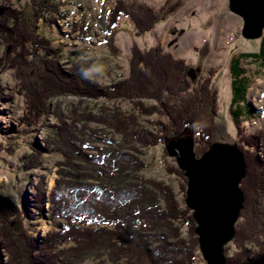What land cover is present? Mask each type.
Returning <instances> with one entry per match:
<instances>
[{
    "label": "trees",
    "instance_id": "1",
    "mask_svg": "<svg viewBox=\"0 0 264 264\" xmlns=\"http://www.w3.org/2000/svg\"><path fill=\"white\" fill-rule=\"evenodd\" d=\"M162 10L150 8L141 0H117L109 16L106 39L110 47L122 17L130 19L140 37L153 29ZM58 11L57 4L47 0H31L30 12L0 0V43H6L9 51L0 59V67L5 61L18 68L26 98L21 125L37 127L41 117L49 113V101L69 94L93 100L123 99L132 104L133 111L106 109L100 115L78 114L70 125L52 126L45 147L33 150L26 168L38 167L51 146L64 158L61 178L49 196L43 181L32 194L38 216L45 215L48 203L51 214L64 226L33 237L25 225L30 206L19 208L9 199L1 200L0 264H82L98 254L107 255L110 264H198L192 212L181 205L171 186L141 174L146 164L140 148L155 147L189 132L202 151L208 150L219 132L217 92L211 79L195 85L189 64L159 45L147 50L134 46L128 76L107 85L97 79L90 62L72 61L65 68L59 64L61 48L41 36L37 25ZM11 49L16 50V57L11 58ZM243 57L264 62V43L259 53H243L233 61L235 103L245 98L248 87L241 79ZM33 64L41 68L38 78L32 80L27 70ZM147 100L156 104L147 106ZM139 116L157 117L154 129L143 127ZM79 122L102 124L122 140L95 139L102 147L94 146L96 155L88 153V138L78 128ZM237 124L240 138L235 144L243 152L247 167L241 186L245 204L240 215L243 222H238L233 240L237 251L226 264H264V133L247 134ZM169 172L187 182L178 167ZM181 188L185 193V185ZM180 224L188 228V239L183 238ZM106 263L101 260L96 264Z\"/></svg>",
    "mask_w": 264,
    "mask_h": 264
},
{
    "label": "rangeland",
    "instance_id": "2",
    "mask_svg": "<svg viewBox=\"0 0 264 264\" xmlns=\"http://www.w3.org/2000/svg\"><path fill=\"white\" fill-rule=\"evenodd\" d=\"M8 1L15 8L30 12L31 0ZM47 1L56 3L59 11L48 15L49 21H46L44 17L37 22L38 33L51 39L55 47L61 48L59 64L65 68H69L72 61L90 62L97 79L107 85L125 80L128 76L129 60L134 46L147 50L159 45L164 52L172 53L175 58L183 59L189 64V76L195 85L202 84L207 78L211 79L212 88L217 92L218 103L216 120L219 132L214 143L237 145L235 141L240 138L237 122L244 127L247 134L264 133V62L253 57L240 59L241 79L247 82L248 87L245 98L238 103L233 101L231 71L233 61L237 57H241L243 53L257 54L261 51L264 31L259 39L250 40L243 37L241 30H243L244 21L231 11L229 0H141L155 10L162 8L161 18L151 31L139 37L130 19L122 17L116 25L113 48L110 47L106 38L110 24L109 16L117 0ZM5 44L0 43L1 60L5 59L6 54L9 55L8 46ZM10 56L16 57L15 49H11ZM40 68L39 64L30 66L27 70L28 77L32 80L38 78ZM17 75V67L12 68L8 62H2L0 67V201L9 199L19 208L30 206V217L26 218L25 225L33 237H41L50 229L62 228L64 222L51 214L48 203H46L45 215L38 216V211L32 205L33 190L43 181L49 196L56 181L61 178L60 171L63 169L61 163L64 158L51 146L43 153L42 162L38 167L27 169L26 163L30 154L34 152V149L45 147V141L52 135V126H62L63 123L70 125L78 114L86 115L91 112L100 115L106 109L132 112L133 106L123 99L93 100L70 94L62 95L49 101V113L41 117L37 127L21 125L26 98L22 93L21 82ZM154 104L156 102L152 100L146 101L147 106ZM156 119L157 117L154 116H139V123L152 130L154 129L153 121ZM83 123L79 122L77 126L88 138V153L96 155L94 146L102 147V143L95 142V139L108 137L117 143L122 140L120 135L102 124L84 123L87 124L84 128ZM13 127L17 131L13 132ZM185 135L194 137L189 132ZM194 138L195 153L200 157L206 150L202 151L204 148L202 149L196 143V137ZM140 150L146 164L141 174L145 178L171 186L181 205H186V194L182 192L181 185H185L187 189V182L169 172V169L174 170L179 168V165L177 158L170 156L167 152L166 143L150 148H140ZM238 222L243 221L239 218ZM180 225L183 238L188 239V228L183 224ZM195 226H197L196 222ZM196 237L198 238L197 234ZM226 248L228 249L227 258L237 251L233 241ZM197 255V263L206 264L200 247ZM107 259V255L98 254L95 258L90 256L82 264H96L101 260L110 264Z\"/></svg>",
    "mask_w": 264,
    "mask_h": 264
},
{
    "label": "water",
    "instance_id": "3",
    "mask_svg": "<svg viewBox=\"0 0 264 264\" xmlns=\"http://www.w3.org/2000/svg\"><path fill=\"white\" fill-rule=\"evenodd\" d=\"M232 12L243 21L242 35L255 40L263 36L264 0H229ZM187 178L186 205L197 224L195 232L206 264H226L225 247L234 240L236 224L244 208L241 182L247 167L237 145L214 143L200 157L195 138L181 135L166 143Z\"/></svg>",
    "mask_w": 264,
    "mask_h": 264
},
{
    "label": "bare ground",
    "instance_id": "4",
    "mask_svg": "<svg viewBox=\"0 0 264 264\" xmlns=\"http://www.w3.org/2000/svg\"><path fill=\"white\" fill-rule=\"evenodd\" d=\"M214 143V142H213ZM196 148V147H195Z\"/></svg>",
    "mask_w": 264,
    "mask_h": 264
}]
</instances>
